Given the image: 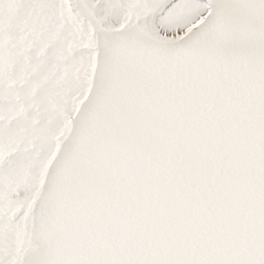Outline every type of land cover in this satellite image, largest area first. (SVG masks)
<instances>
[{"label":"snow or ice","instance_id":"1","mask_svg":"<svg viewBox=\"0 0 264 264\" xmlns=\"http://www.w3.org/2000/svg\"><path fill=\"white\" fill-rule=\"evenodd\" d=\"M0 264H264V0H0Z\"/></svg>","mask_w":264,"mask_h":264}]
</instances>
